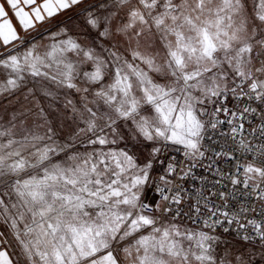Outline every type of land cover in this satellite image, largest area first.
Returning a JSON list of instances; mask_svg holds the SVG:
<instances>
[{
    "label": "snow or ice",
    "instance_id": "obj_1",
    "mask_svg": "<svg viewBox=\"0 0 264 264\" xmlns=\"http://www.w3.org/2000/svg\"><path fill=\"white\" fill-rule=\"evenodd\" d=\"M0 264H264V0H0Z\"/></svg>",
    "mask_w": 264,
    "mask_h": 264
}]
</instances>
